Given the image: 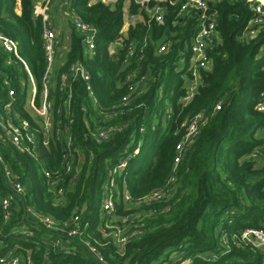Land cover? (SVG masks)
Segmentation results:
<instances>
[{"label": "trees", "instance_id": "obj_1", "mask_svg": "<svg viewBox=\"0 0 264 264\" xmlns=\"http://www.w3.org/2000/svg\"><path fill=\"white\" fill-rule=\"evenodd\" d=\"M68 1L70 10L96 28L95 49L86 55L82 35L73 34L63 62L54 65L48 88L55 106L53 129L46 136L36 132L34 156L0 142V155L25 187L10 218L3 221L0 213V254L29 252L31 264H264L263 252L242 239L246 228H264V137L256 135L264 128V110L257 108L264 103V50L259 56L264 24L254 36L240 38L255 16L252 4L220 0L209 5L218 41L210 50L211 66L200 68V83L184 103L188 71L180 57L190 55L186 46L198 24L193 11L178 15L179 1H161L163 20L157 22L148 15L156 0L144 7L136 0ZM15 3L0 0V32L17 43L35 81L38 103L45 70L41 18L34 13L35 0H20L19 14ZM126 13L142 19L122 35ZM118 39L120 51L110 54V43ZM162 41L170 42L167 52H158ZM130 43L136 45L135 54L124 65ZM77 61L90 73L93 97L84 80L71 79L67 106L61 83ZM129 72H135V80L141 75L147 79L123 104ZM5 79L13 88L15 110L30 118L25 107L28 74L0 46V102L9 100ZM219 101L221 108L214 111ZM199 112L207 119L176 161V145ZM101 130L108 131L107 138L98 137ZM67 142L73 155L69 171L63 158ZM122 158L127 159L122 176L131 201L160 188L169 192L163 200L137 204L119 194L116 213L131 216L127 224H136L138 230L120 250L100 229L104 223L99 203L108 168ZM43 169L56 180L55 186H49ZM27 207L56 220L79 214L80 223L88 224L86 231L106 242L99 249L105 262L77 242L69 251L62 243L53 246L51 240L63 237L44 229Z\"/></svg>", "mask_w": 264, "mask_h": 264}, {"label": "built area", "instance_id": "obj_2", "mask_svg": "<svg viewBox=\"0 0 264 264\" xmlns=\"http://www.w3.org/2000/svg\"><path fill=\"white\" fill-rule=\"evenodd\" d=\"M102 2L108 4L113 3L116 0H101ZM143 7L146 6L148 0H136ZM175 2H180V7L178 15L183 14L188 11H193L196 14V20L198 22V29L196 30L192 40L186 46L190 52L188 58L181 55L180 63H187L188 71V83L185 85V93L181 98V101L187 103L195 93L199 83H200V68L207 69L211 66L210 50L218 41V33L216 31V20L215 12H209V5L213 2H218L220 0H174ZM252 4V9L255 16L251 18L248 22L246 32L240 37H252L257 32V27L264 24V0H248ZM50 4L51 0H39L38 4L35 5L34 13L36 16L41 18L42 24V47L44 51L45 58V70L43 73V88L40 92V97L38 103L35 101L36 87L34 80L28 70L27 63L19 55L17 43L0 32V46L1 48L10 56L11 58L17 59L24 69L29 74L30 84L32 86V98L30 101V107L33 111V116L31 119L23 117L14 108V92L13 88L10 86L8 79L4 80V85L8 88L9 100L5 102H0V142L4 144H11L15 146L18 150L23 153L30 154L32 156V150L35 148V135L36 132H42L45 136L49 135L53 129V114L55 111L54 104L48 96L49 83L51 80V73L61 52V39L57 36L54 29V22L50 15ZM141 10H139L140 12ZM162 8L159 5L152 6L149 9L151 18H154L157 22L163 20ZM127 18L134 21L135 17L139 14L126 13ZM74 26L79 29L82 34L83 42L86 47V52L91 54L95 48V38L97 30L94 26L83 22L77 15L74 16ZM168 42H164L159 48L158 52L165 51ZM136 50V45L130 43L126 47V53L123 60V64L127 65L129 59L134 56ZM89 55V56H91ZM11 61L10 59H8ZM132 73H128L125 77V83H127V93L122 97V103L126 104L127 101L136 93L139 89L142 90L143 83L146 82L147 75H141L138 80L131 77ZM80 77L84 82H86V90L88 94L93 97V89L90 83L91 76L86 68L82 65L72 64L68 72L61 83V89L66 92L65 104L69 105V99L71 98V88L70 80ZM221 108V102H217L214 107V111ZM258 109L264 110V103L257 106ZM207 117H205L203 112L197 113L193 119L187 123L185 133L182 139L176 145L177 157L176 161H179L181 154L192 141L197 136L199 128L205 123ZM119 126L110 127L109 130H117ZM67 129L65 128V131ZM58 132V131H57ZM108 136V131L101 130L98 132V137L105 139ZM47 142L44 141L43 144ZM65 150V149H64ZM68 151V152H67ZM264 156V152L262 153ZM64 162L67 165V171L70 170V162L73 159V155L70 152V143L67 142V149L64 153ZM37 159V158H36ZM127 166V159L122 158L109 167L107 170L106 180L102 184V195L100 198V212L103 216V227L100 228L106 238H112L114 242L123 248L126 242L131 238L136 236L138 230L136 229V224H127V222L133 220L131 216L118 215L116 213V202L119 194L123 196L128 202L133 204L142 202H153L163 200L169 192L168 188H160L152 191L148 195L136 200L131 201L130 193L127 189L124 176H122L123 170ZM44 171V175L48 179L49 186H55L56 180L51 177L48 171ZM0 175L3 182V188L0 189V213L2 215V220L7 221L12 215V210L17 208L18 200L24 195L25 187L20 182V176L13 173L9 168L7 162L0 155ZM170 180H173L171 177ZM5 184V185H4ZM5 193L2 194L1 192ZM61 192V188L59 190ZM167 210V207L163 211ZM26 211L29 215L33 216L34 219L46 230L54 231L61 235L65 242H67L68 251L69 244H73L76 248L77 244L83 246L91 255H93L99 262L104 263L100 252V246L105 245V243H100L96 238H93L89 232L86 231L87 223H80L79 214H73L65 220H56L50 215L39 214L33 209L27 207ZM130 226H133L132 228ZM135 227V228H134ZM22 234L28 236L33 235V231L29 229H19ZM242 239L248 241L251 247L258 248L263 252L264 255V228H246L242 232ZM77 240V241H75ZM77 242L76 243H74ZM53 246H60L62 243V238L60 236L55 237L51 240ZM0 264H31L29 252L26 255L15 253L14 249L10 250L6 254H0Z\"/></svg>", "mask_w": 264, "mask_h": 264}, {"label": "crops", "instance_id": "obj_3", "mask_svg": "<svg viewBox=\"0 0 264 264\" xmlns=\"http://www.w3.org/2000/svg\"><path fill=\"white\" fill-rule=\"evenodd\" d=\"M96 0H91V2H95ZM157 3L155 5H159L161 8H162V12L164 13V8L163 6H161L159 4V2L161 1H165V0H156ZM39 0H35V4H38ZM69 1L68 0H52L51 1V4H50V15H51V18L53 19V22H54V29H55V32L57 34V36L61 39V52H60V55L58 56L57 60L55 61V64L58 65V64H61L63 62V59L65 58L66 54L68 53L69 49H70V44H71V39H72V35L75 34V35H82L81 32L79 31V29H77L75 26H74V16L76 15L74 13L73 10H70L69 9ZM154 5V6H155ZM127 6V5H126ZM14 10L17 14H19L21 12V5H20V0H16V3H15V7H14ZM125 11H126V8H125ZM149 16L150 15V12L148 14ZM142 19V17L140 15H137L134 19V21H132L131 19L127 18V14H125L124 16V21H123V25H122V28L120 30L121 34L122 35H125L126 32H127V29L129 27V25L132 23V22H135L137 20H140ZM196 28L198 29V24L196 26ZM196 29V30H197ZM246 32V31H245ZM244 32V33H245ZM243 33V34H244ZM242 36V35H241ZM245 38V37H244ZM246 38H250V37H246ZM83 42V40H82ZM165 41H162L161 44L159 45V47L164 43ZM168 42V46L166 48L165 51H162V52H167L170 48V42L169 41H166ZM83 46H84V53L86 55H91L89 53L86 52V47L84 45V42H83ZM158 47V48H159ZM264 48V45L262 46ZM120 48H121V39H118L112 43H110L109 47H108V51L110 54H115V53H118L120 51ZM262 48V49H263ZM95 49V48H94ZM261 49V50H262ZM7 54V53H6ZM93 54V53H92ZM261 54H259L260 56ZM54 64V65H55ZM76 65H82L79 61H77L76 63H74ZM83 66V65H82ZM25 70V69H24ZM29 70V69H28ZM27 72V71H26ZM132 73L131 74V77H133L135 79L136 77V74L135 72H130ZM28 74V72H27ZM31 74V73H30ZM32 76V75H31ZM33 78V77H32ZM34 80V79H33ZM10 82V81H9ZM145 83V82H144ZM143 83V85H144ZM188 83V79L186 78V84ZM28 84H29V87H28V90H27V97H26V104H25V107H26V110L29 112L30 114V118H32L33 116V111L30 107V101H31V98H32V86L30 84V80H29V74H28ZM34 84H35V81H34ZM35 87H36V84H35ZM36 94H37V87H36ZM36 96V95H35ZM39 97H40V94H39ZM38 101H39V98H38ZM52 101V100H51ZM53 102V101H52ZM55 108V106H54ZM24 117V116H23ZM28 118V117H26ZM264 129V128H263ZM260 130V129H259ZM40 132V131H39ZM42 133V132H41ZM256 135H257V132H256ZM261 135V134H260ZM259 137H264V136H260ZM8 164V163H7ZM9 166V165H8ZM10 168V166H9ZM93 238H95L93 235H91ZM104 237V236H103ZM77 241V240H75ZM74 241V243H76ZM100 242V241H98ZM102 243V242H100ZM103 243H106V242H103ZM102 243V244H103ZM62 245H63V248L67 247V242H65V239H62ZM65 245V246H64ZM120 247V246H119ZM69 248L73 249L74 248V245L73 244H69ZM120 250H122V248L120 247ZM176 256H177V253H175ZM173 254V255H175ZM186 261L180 263V264H185Z\"/></svg>", "mask_w": 264, "mask_h": 264}, {"label": "rangeland", "instance_id": "obj_4", "mask_svg": "<svg viewBox=\"0 0 264 264\" xmlns=\"http://www.w3.org/2000/svg\"><path fill=\"white\" fill-rule=\"evenodd\" d=\"M262 48H263V47H262ZM262 48H261V49H262ZM262 50H264V48H263ZM262 50H261L260 54H263V51H262ZM260 134H261V135H260ZM259 135H260V136H264V129H260V130L257 131V136H259Z\"/></svg>", "mask_w": 264, "mask_h": 264}, {"label": "water", "instance_id": "obj_5", "mask_svg": "<svg viewBox=\"0 0 264 264\" xmlns=\"http://www.w3.org/2000/svg\"><path fill=\"white\" fill-rule=\"evenodd\" d=\"M65 246V245H64Z\"/></svg>", "mask_w": 264, "mask_h": 264}]
</instances>
